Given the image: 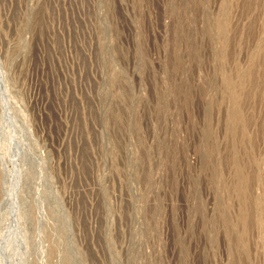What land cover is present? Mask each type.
<instances>
[{
    "label": "rangeland",
    "instance_id": "obj_1",
    "mask_svg": "<svg viewBox=\"0 0 264 264\" xmlns=\"http://www.w3.org/2000/svg\"><path fill=\"white\" fill-rule=\"evenodd\" d=\"M0 264H264V0H0Z\"/></svg>",
    "mask_w": 264,
    "mask_h": 264
}]
</instances>
